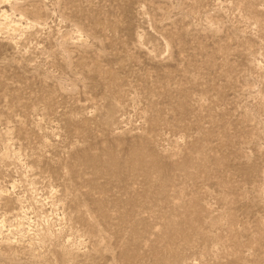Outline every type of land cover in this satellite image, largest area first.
I'll return each mask as SVG.
<instances>
[{
  "label": "rangeland",
  "instance_id": "obj_1",
  "mask_svg": "<svg viewBox=\"0 0 264 264\" xmlns=\"http://www.w3.org/2000/svg\"><path fill=\"white\" fill-rule=\"evenodd\" d=\"M0 264H264V0H0Z\"/></svg>",
  "mask_w": 264,
  "mask_h": 264
}]
</instances>
